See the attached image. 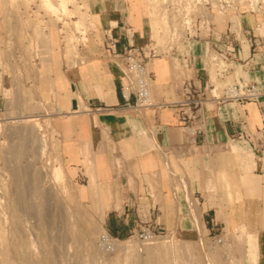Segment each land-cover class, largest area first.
I'll list each match as a JSON object with an SVG mask.
<instances>
[{"label": "crops", "instance_id": "1", "mask_svg": "<svg viewBox=\"0 0 264 264\" xmlns=\"http://www.w3.org/2000/svg\"><path fill=\"white\" fill-rule=\"evenodd\" d=\"M88 5L92 43L70 61L61 56L37 86L56 107L53 124L67 171L94 187L107 208L106 229L125 237L142 225L209 233L244 226L257 263L264 264V17L213 13L190 35H175L161 22L155 37L142 0ZM108 29L120 34L119 54L103 40ZM127 39L155 51L146 64L152 105L143 109L127 106L121 95L126 76L120 53ZM213 52L226 57L224 73L209 67ZM186 81L206 97L193 120L203 129L194 135L180 120ZM235 82H255L263 93L259 102L211 97Z\"/></svg>", "mask_w": 264, "mask_h": 264}, {"label": "rangeland", "instance_id": "2", "mask_svg": "<svg viewBox=\"0 0 264 264\" xmlns=\"http://www.w3.org/2000/svg\"><path fill=\"white\" fill-rule=\"evenodd\" d=\"M89 1L0 0V264H259L244 226L209 233L142 225L116 236L113 245L103 241V233H110L107 208L94 187L67 171L53 124L56 107L37 86L43 72L61 64V56L70 61L92 43ZM142 2L155 27L163 22L175 35L184 33L178 0ZM201 3L182 0L188 23L218 9ZM242 9L225 12L237 19ZM141 229L154 236L141 239Z\"/></svg>", "mask_w": 264, "mask_h": 264}, {"label": "built area", "instance_id": "3", "mask_svg": "<svg viewBox=\"0 0 264 264\" xmlns=\"http://www.w3.org/2000/svg\"><path fill=\"white\" fill-rule=\"evenodd\" d=\"M235 0H194L195 3L203 4L204 9H213L212 5L218 7L215 9L216 13L222 15L225 14L227 7L242 6L241 13L243 11H249V13H257L264 17V0H239L234 3ZM245 1V5H240V2ZM178 22L181 27L185 28L182 34H191L195 28V25L206 27L209 24V16L205 15L199 17L195 23L191 21L188 23L189 16L180 5L182 0H178ZM188 5V4H187ZM249 32V31H245ZM120 34L115 35L112 29H108L104 33V42L108 48H110L113 54H119L116 49V45L119 42ZM251 43L257 44L255 38H252ZM230 54V53H229ZM124 63V73L126 81L121 87V95L123 102L135 109H143L152 105L151 101V76L146 70L147 62L155 55L154 49L150 45L137 46L127 39V42L123 46L120 53ZM208 64L212 69L217 70L220 73H224L229 67L227 66L226 57L219 53L213 52L208 56ZM263 93L260 91L258 85L255 82H242V83H228L222 87L220 91H213L211 97L218 101H257L259 102ZM206 101V97L203 92L193 85L192 82H184L182 86V99L178 102L180 106V120L182 122L183 129L189 134L202 132V123L195 124L193 120L197 117L196 110ZM263 126L261 128V135L264 137V113L262 115ZM154 236V233L149 229H141L139 237L144 240H148ZM103 241L109 245H113L117 240L116 236H112L111 233H103Z\"/></svg>", "mask_w": 264, "mask_h": 264}, {"label": "bare ground", "instance_id": "4", "mask_svg": "<svg viewBox=\"0 0 264 264\" xmlns=\"http://www.w3.org/2000/svg\"><path fill=\"white\" fill-rule=\"evenodd\" d=\"M22 185V184H21ZM21 189V188H20ZM19 190V189H18ZM20 191V190H19ZM21 191L23 192L24 190H23V188L21 189ZM39 192V191H38ZM24 193V192H23ZM19 196H21L20 194H19ZM27 196V195H26ZM35 196V195H34ZM31 197V196H30ZM45 197V196H44ZM26 198V197H25ZM20 199V198H19ZM29 199V198H28ZM30 202V201H29ZM25 203H26V201H25ZM17 204H20V202L19 203H17ZM28 204V203H27ZM30 206V205H29ZM20 207H21V205H20ZM19 207V208H20ZM25 207H26V205H25ZM46 207H47V205H46ZM47 209H48V207H47ZM22 212H23V210H21ZM26 211V210H25ZM26 213V212H25ZM27 214H29V213H27ZM26 214V215H27ZM43 215V214H42ZM28 216V215H27ZM44 216V215H43ZM49 217V216H48ZM22 218V217H21ZM37 219V218H36ZM72 221V220H71ZM48 225H50L49 223H48ZM17 226V225H16ZM73 226V225H72ZM18 227V226H17ZM19 229V228H18ZM20 230V229H19ZM43 234V233H42ZM55 235H57V234H55ZM33 238V237H32ZM67 242V241H66ZM33 243V242H32ZM36 243V242H35ZM70 256V255H69ZM71 263V262H70Z\"/></svg>", "mask_w": 264, "mask_h": 264}]
</instances>
